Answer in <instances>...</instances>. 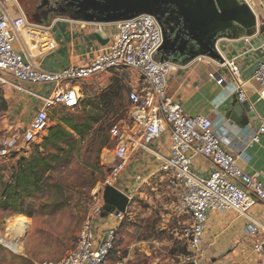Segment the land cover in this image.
<instances>
[{
    "label": "built area",
    "instance_id": "1",
    "mask_svg": "<svg viewBox=\"0 0 264 264\" xmlns=\"http://www.w3.org/2000/svg\"><path fill=\"white\" fill-rule=\"evenodd\" d=\"M248 4L255 0H240ZM0 81L7 83L41 101L24 131L23 141H42L50 126L49 110L54 107L74 109L79 106L83 92L80 83L102 73L128 71L130 76L128 123H116L110 129L114 156L105 179L96 188L95 199L103 202L107 186L120 191L123 172L137 154H154L160 161L159 171L169 185L178 190L179 202L176 212L190 221L189 248L199 252L208 229L211 213L232 210L249 217L256 207H264V183L247 173L238 163L235 154L223 147L212 120L202 114L190 115L182 105L174 101L167 92L170 75L178 64L172 61L160 62L155 54L164 43L160 22L151 13H141L133 18L115 21L117 29L110 49L98 54L86 65L68 66L50 71L39 67L23 56L15 47L17 31L9 12L15 0H0ZM250 45V36L242 38ZM256 47V46H251ZM264 47V41L260 46ZM205 55L196 57L198 60ZM239 55L223 57L219 64L227 68L237 79L234 93L240 103L248 101L244 84L239 80L241 69ZM5 76V77H4ZM218 84L224 81L216 73H209ZM252 79L264 86V58L257 63ZM30 85H44V92L26 88ZM168 135V152L160 153L153 148L155 140ZM264 134V118L254 140ZM11 143L5 140L0 152L7 155ZM205 157L214 166L208 176H200L192 169L194 159ZM141 176H137L140 180ZM103 204V203H102ZM98 203L94 211L99 212ZM121 221L124 212H108ZM93 215L84 220L75 247L57 262L39 264H105L113 247L117 227L106 231L102 238L95 236L92 226ZM261 237L253 244V250L264 260V225L258 224ZM193 261H196L193 260ZM197 262V261H196ZM197 264H199L197 262Z\"/></svg>",
    "mask_w": 264,
    "mask_h": 264
},
{
    "label": "rangeland",
    "instance_id": "2",
    "mask_svg": "<svg viewBox=\"0 0 264 264\" xmlns=\"http://www.w3.org/2000/svg\"><path fill=\"white\" fill-rule=\"evenodd\" d=\"M3 75L0 72V77ZM130 76L132 74L128 71L102 73L80 83L83 97L78 107L57 106L49 110V128L64 124L62 117L73 116L78 122L87 117L98 118V121L84 136L76 137L69 147L68 157L51 173L50 184L53 186L46 195L50 197L33 200L36 206L50 201L55 190L62 188L69 197L63 210L35 217L24 215L29 220L25 218V229L16 242L17 252L0 244V264L57 262L75 247L79 230L89 214L105 215L104 200L95 199L96 188L105 179L109 160L114 156L110 129L116 123H128ZM29 87L45 89L44 85ZM102 94L106 96L104 99ZM39 101L0 81V147L5 140L11 143L7 155L0 152V172L6 176L20 156H29L34 145L40 143L39 140L33 143L23 141L24 131L37 111ZM97 109H100L99 115ZM47 133L48 130L43 137ZM146 157L148 161L143 164L139 163L138 155L131 159L127 166L129 177H123L120 183V189L129 196L130 202L124 218L114 224L117 227L115 240L105 264H185L198 258L201 264H264L261 255L254 252L252 243L246 247L240 243L229 244L225 253L219 252L224 245L222 242L218 244L221 236L238 234L242 237L247 234L231 228L217 229L210 223L200 251L190 249V221L176 212L178 190L171 187L160 173L159 161L152 156L143 159ZM137 175L141 176L140 180ZM97 203L102 209L95 213ZM17 216L0 211V235L10 238L12 243L15 241L8 227Z\"/></svg>",
    "mask_w": 264,
    "mask_h": 264
},
{
    "label": "crops",
    "instance_id": "3",
    "mask_svg": "<svg viewBox=\"0 0 264 264\" xmlns=\"http://www.w3.org/2000/svg\"><path fill=\"white\" fill-rule=\"evenodd\" d=\"M246 5L255 18V26L249 30L237 27L232 36L219 37L215 49L221 59L207 55L202 60L183 56L176 62L177 70L169 77L167 92L188 114L208 116L217 135L222 139L223 147L237 156L244 171L264 183V134L259 140H254V135L264 118V86L252 79L257 63L264 58V47H257L264 41V0H255ZM8 10L13 22L17 24L16 49L31 62L50 71L92 62L98 54L109 51L117 32L114 22H90L60 15L36 17L30 0H15V5ZM100 32L105 33L108 38L106 43L98 40L96 34ZM245 36H250V45L244 43L242 38ZM236 55H239L238 63L241 69L238 78L244 84L248 101L240 103L237 100V104L233 105V98L236 97L233 91L237 79L219 62H222L223 57ZM211 72L223 77L224 81L218 84L215 79L209 77ZM26 88L37 92L45 91L29 86ZM41 104L39 101V107ZM242 104H246V109L241 107ZM168 143V136L164 134L154 141L153 148L166 154ZM137 155L140 156V164L148 161L147 157L143 159L144 156H152L159 161L158 157L151 153L141 152ZM192 169L200 176H208L214 166L209 159L197 157ZM128 170L127 167L122 179L129 177ZM104 212L105 215H93L92 219L94 234L99 239L117 222L108 212ZM250 216L252 219L232 210L210 214L209 223L214 224L217 229L231 228L247 234L242 237L238 234L221 236L218 244L222 242L224 245L219 252L225 253L224 250L229 244L240 243L246 247L261 237L258 224L264 225V207L254 208L250 211ZM238 248L240 251V247ZM233 251L236 252L237 249ZM196 261L201 264L199 258Z\"/></svg>",
    "mask_w": 264,
    "mask_h": 264
},
{
    "label": "water",
    "instance_id": "4",
    "mask_svg": "<svg viewBox=\"0 0 264 264\" xmlns=\"http://www.w3.org/2000/svg\"><path fill=\"white\" fill-rule=\"evenodd\" d=\"M179 1L177 0V2ZM160 3L166 2L163 0H81L75 5L78 13H73L71 17L90 22H115L133 18L141 13H151L160 22L164 34V43L155 54V58L160 62L172 61L175 63L183 56L196 58L199 55H207L221 59L215 49L219 37L232 36L236 33L234 30L237 27L249 30L255 26L254 16L250 14L247 5L240 0H214L212 8L210 6L206 11L208 13L204 12L200 15L188 12L183 20L184 28L182 27L181 31L183 33L178 34L160 19L156 12V7ZM212 9L215 10L213 14L211 13ZM217 17L221 19L223 31L218 34L217 38L212 39L206 32L211 26V21ZM208 24L209 27H206ZM204 28H208V30L204 31ZM96 36L101 43L108 41L103 32L97 33ZM232 104H237L236 97L233 98ZM241 107L246 109V104H242ZM103 200L105 211L115 213L125 212L130 202L126 193L112 186L105 188ZM185 264H197V262L190 261Z\"/></svg>",
    "mask_w": 264,
    "mask_h": 264
},
{
    "label": "trees",
    "instance_id": "5",
    "mask_svg": "<svg viewBox=\"0 0 264 264\" xmlns=\"http://www.w3.org/2000/svg\"><path fill=\"white\" fill-rule=\"evenodd\" d=\"M105 94L101 98H105ZM81 103V101H80ZM80 105V104H79ZM75 109V108H74ZM97 109V115L100 113ZM64 124H58L48 129V133L39 144L34 145L29 156H20L11 167L10 174L6 176L0 172V211L7 215H17L26 218L30 216L52 214L55 210H63L64 202L69 197L64 190H55L52 200H46L39 205H33L38 197L49 198L52 188L50 184L51 173L55 171L63 159L68 157L69 147L77 140V136H84L97 119L89 117L78 122L73 116L62 117ZM43 198V199H44ZM47 208L50 211H47Z\"/></svg>",
    "mask_w": 264,
    "mask_h": 264
},
{
    "label": "flooded vegetation",
    "instance_id": "6",
    "mask_svg": "<svg viewBox=\"0 0 264 264\" xmlns=\"http://www.w3.org/2000/svg\"><path fill=\"white\" fill-rule=\"evenodd\" d=\"M80 1L81 0H30V3L32 5L34 16L45 18L57 15L71 16L73 13H78L75 5ZM163 1L166 3H160L156 7V12L160 19L178 34L183 33L181 32L184 28L183 20L188 12L193 14L199 13L201 15V13L208 11L210 6L212 8V4L214 3V0H180L179 2H177V0ZM211 13H215V10L212 9ZM235 15H237V13H235ZM206 27H209V24ZM207 30L208 28H204V31ZM222 31L223 27L221 26V19L217 17L211 21V26L206 34H208V37L214 39L217 38L218 34Z\"/></svg>",
    "mask_w": 264,
    "mask_h": 264
},
{
    "label": "bare ground",
    "instance_id": "7",
    "mask_svg": "<svg viewBox=\"0 0 264 264\" xmlns=\"http://www.w3.org/2000/svg\"><path fill=\"white\" fill-rule=\"evenodd\" d=\"M15 24V28L17 26L16 23ZM16 220V219H15ZM25 218H21V217H17V220L14 221L13 224H11L8 229L9 231L11 230L12 233V238L14 239V243H12L10 241V238L4 237L0 235V244H3L4 246L10 248L13 251L17 252V248H16V242L18 241V239L22 236V231L25 229ZM13 222V221H12Z\"/></svg>",
    "mask_w": 264,
    "mask_h": 264
}]
</instances>
